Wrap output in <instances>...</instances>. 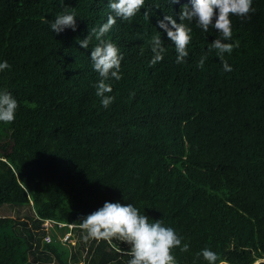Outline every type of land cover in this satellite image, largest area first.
<instances>
[{"label":"trees","instance_id":"16d2710c","mask_svg":"<svg viewBox=\"0 0 264 264\" xmlns=\"http://www.w3.org/2000/svg\"><path fill=\"white\" fill-rule=\"evenodd\" d=\"M106 3L64 0L79 28L55 35L60 0H0V60L11 65L0 88L19 102L16 119L0 123V207L31 211L0 216V264H127V245L85 239L79 226L105 200L134 203L175 228L191 246L173 250L178 264H193L205 247L217 264H264V0L230 16L239 45L224 56L229 72L208 52L216 30L194 24L189 56L176 63L156 22L187 0H146L149 19L142 9L105 37L124 59L104 109L89 59L96 41L86 50L76 40L106 21ZM157 34L166 51L150 65ZM47 219L56 230L42 229ZM60 223L76 225L75 245L57 239L69 230Z\"/></svg>","mask_w":264,"mask_h":264},{"label":"clouds","instance_id":"9594fccd","mask_svg":"<svg viewBox=\"0 0 264 264\" xmlns=\"http://www.w3.org/2000/svg\"><path fill=\"white\" fill-rule=\"evenodd\" d=\"M104 4V0H99ZM172 5L180 4V0H170ZM63 11L56 14L50 22V29L55 35L67 30L76 32L79 28L77 13L60 0ZM109 14L105 22L93 27L84 39L76 42L83 49H89L94 38L96 44L90 50L89 59L92 70L98 74L95 83V95L100 98V105L107 109L115 96L110 81L122 79L121 65L124 59L118 45L106 39L113 26L120 21H132L143 9L145 19L150 18V10L145 7L146 0H107ZM253 0H187L180 4L178 14L173 17L163 15L157 19V27L166 34L167 41L174 45L176 63L180 64L189 56V45L193 39V27L207 33L213 28L218 33L208 46V52L215 55L223 63V70L231 71V66L224 60L225 54L231 55L239 42L233 41L232 21L230 16L246 17L254 11ZM179 21V22H178ZM165 39L157 34L151 37L150 47L153 54L150 65L163 60L166 51ZM207 55L202 56L203 65ZM7 60H0V73L10 70ZM19 102L14 94L0 88V123H11L16 119ZM80 228L86 232L85 239L96 241H112L117 239L127 245L126 255L130 257L127 264H178L174 249L181 252L190 250V243L178 234L175 228L165 224L164 220L153 219L137 207L134 203H122L119 200H105L102 206L87 215L80 217ZM206 264H217L220 259L218 253L210 248H202L195 253L193 264L201 260ZM115 264V262H113ZM256 264H261L257 260Z\"/></svg>","mask_w":264,"mask_h":264},{"label":"rangeland","instance_id":"374dc122","mask_svg":"<svg viewBox=\"0 0 264 264\" xmlns=\"http://www.w3.org/2000/svg\"><path fill=\"white\" fill-rule=\"evenodd\" d=\"M31 215V211H29V209L27 208H18V207H11V206H3L0 207V216H6V217H12V218H21L20 220H24L27 216ZM33 215V212H32ZM43 224L42 229L45 230V232H51L53 231V229L56 230L55 227H50L49 224L51 225H55V223L50 220L47 219L45 221L42 222ZM47 223V224H46ZM46 224V226H44ZM44 226V227H43ZM66 226L69 228V230H65L63 233L58 230L56 231L57 233V239L62 241L63 243H71L72 245L76 244V238H75V234L72 233V229H74L76 227V225H72V224H64V223H60L57 227L58 229H64L66 228ZM82 264V263H80Z\"/></svg>","mask_w":264,"mask_h":264},{"label":"built area","instance_id":"2783aa9c","mask_svg":"<svg viewBox=\"0 0 264 264\" xmlns=\"http://www.w3.org/2000/svg\"><path fill=\"white\" fill-rule=\"evenodd\" d=\"M53 222H54V221H53ZM46 224H47V223H46ZM46 224H45L44 226H46ZM48 225H50V227H54V226H55V225H51V224H49V223H48ZM44 226H43V227H44ZM46 240L49 241V240H50V236H48V237L46 238Z\"/></svg>","mask_w":264,"mask_h":264}]
</instances>
